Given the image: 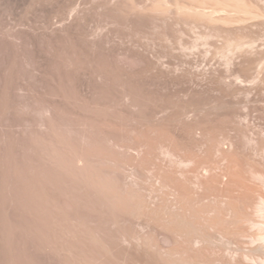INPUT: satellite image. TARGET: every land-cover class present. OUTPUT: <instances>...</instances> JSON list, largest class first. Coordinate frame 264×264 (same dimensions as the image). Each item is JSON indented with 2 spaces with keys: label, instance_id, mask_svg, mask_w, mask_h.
<instances>
[{
  "label": "rangeland",
  "instance_id": "1",
  "mask_svg": "<svg viewBox=\"0 0 264 264\" xmlns=\"http://www.w3.org/2000/svg\"><path fill=\"white\" fill-rule=\"evenodd\" d=\"M150 2L0 0V264H163L155 247L176 238L147 227L105 191L113 174L124 188L132 182L130 168L117 169L108 156H136L132 139L150 126L172 124L178 137L199 140L189 123L192 106L215 127L211 133L220 131L222 141L229 131L242 142L239 156L264 170L255 141H264V88L258 96L244 87L186 83L199 75L191 68L203 64L204 53L178 51L179 28L141 13ZM186 58L191 68L176 71ZM231 253L222 255L233 262Z\"/></svg>",
  "mask_w": 264,
  "mask_h": 264
},
{
  "label": "bare ground",
  "instance_id": "2",
  "mask_svg": "<svg viewBox=\"0 0 264 264\" xmlns=\"http://www.w3.org/2000/svg\"><path fill=\"white\" fill-rule=\"evenodd\" d=\"M142 8L143 15L158 19L163 26L166 24L179 28L180 36L177 42H174L178 51L188 55L198 51L204 53L205 59L201 65L192 66L189 58L183 60L181 64H174L176 71L183 70L185 66L187 68L192 66V70H197L199 75L185 81L186 83L216 88L244 87L250 94L259 96V90L264 88V32L261 34V30L259 31L260 28H264V0H152V3ZM138 9L140 10V7ZM168 37H165V40ZM186 37L190 41H186ZM257 55L259 58H256ZM219 104L216 105L217 109ZM192 107H189L192 108L189 112L188 109L186 111L191 117L189 123H195L192 128L200 131L199 140L195 141L194 138L192 141L187 138L188 136L183 135L178 137L180 135L177 133L175 135V131L170 129L171 126L173 127L171 123V126L161 127L159 122L161 128H153L150 126L151 123H148L150 127L145 125L148 127H146V135H144L145 131L139 128L142 134L139 133L132 139L136 156L122 157L123 155L118 156V153L108 156L117 169L130 168L131 171L126 169L130 171L132 182L128 180L129 185L124 188L126 185H119V181L113 182V174L112 183L105 191L107 190L112 198H116L115 202L120 199L123 207L125 205L129 209L126 211L143 221L147 227H154L156 231L159 229L161 233L165 232L162 235L167 234L169 239L176 238L173 243L170 241L168 248L162 249L163 245L158 247L152 241L156 240L155 237H150L148 234L152 240L149 238L151 242L149 239L146 241L150 244L146 243L151 247L156 245L160 259L165 262L163 264H246L244 259L256 264H264V178L256 179L261 181L260 184L253 181L254 177H264V170L258 167L256 160L239 156L240 142L230 136L229 131L225 133L226 135L223 134V138L220 136V139L229 145L228 148L221 149L219 145L222 141L219 140L218 135L220 131L214 130L216 133L214 131L211 133L209 130L215 127L205 124L206 119L200 117L201 108L198 107V110L197 106ZM214 107L212 108L216 109ZM246 116H250V113ZM219 127L220 125L217 126L218 129ZM109 131L112 134V130ZM258 138H255L256 149L262 153L264 141ZM110 149L108 152L111 153ZM158 150L170 159L166 161L168 164L159 162L164 160L158 159ZM112 151L114 153V149ZM216 151L218 158L213 157ZM99 159L101 160L100 157ZM107 163L110 162L106 161V166ZM109 166L108 164L106 169L111 168ZM203 170L206 171V175L200 176ZM107 171L112 173V168ZM111 178L109 177L110 180ZM114 179L116 181V178ZM112 198L111 201L114 200ZM249 225L254 226L255 229L251 228V230ZM245 244H249L247 249L244 248ZM228 248L236 255L233 262L222 255V252Z\"/></svg>",
  "mask_w": 264,
  "mask_h": 264
}]
</instances>
